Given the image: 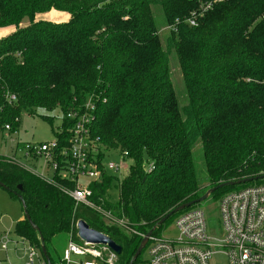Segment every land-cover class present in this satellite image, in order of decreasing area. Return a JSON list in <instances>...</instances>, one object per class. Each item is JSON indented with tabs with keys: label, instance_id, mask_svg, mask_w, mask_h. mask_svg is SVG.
<instances>
[{
	"label": "trees",
	"instance_id": "obj_1",
	"mask_svg": "<svg viewBox=\"0 0 264 264\" xmlns=\"http://www.w3.org/2000/svg\"><path fill=\"white\" fill-rule=\"evenodd\" d=\"M213 1L0 0V31L13 32L0 40V133L9 126L14 134L22 113L64 116L91 99V136L100 147L96 165L102 170L103 151L112 149L130 162L116 183L117 202L109 200L113 177L107 172L91 190L94 203L127 220L132 232L75 208L65 193L73 188L67 180H42L0 156V183L13 198V192L22 197L37 227L23 216L14 234L44 264L40 238L49 264H64L52 240L65 234L67 242L70 235L79 242L76 222L106 235L121 248L115 264H128L142 236L175 208L213 188L210 197L217 200L264 185L260 179L218 188L264 176V0H225L203 12ZM51 11L68 19L39 20ZM192 15L196 25L190 27ZM169 51L181 73L183 106L170 81ZM42 118L53 122L52 116ZM70 128L63 117L54 138ZM191 208L172 215L153 235ZM140 262L139 256L134 264Z\"/></svg>",
	"mask_w": 264,
	"mask_h": 264
},
{
	"label": "built area",
	"instance_id": "obj_2",
	"mask_svg": "<svg viewBox=\"0 0 264 264\" xmlns=\"http://www.w3.org/2000/svg\"><path fill=\"white\" fill-rule=\"evenodd\" d=\"M223 1L225 0H214L201 9L205 12L213 4ZM195 18L192 15L188 19L190 27L196 25ZM13 100L14 97H11L10 101ZM94 111L90 99L83 109L69 111L64 116L58 114L60 120L64 117L71 124V128L64 131L66 136L60 130L62 135L58 139L25 144L20 148L25 162H42L43 168L52 170L51 178L38 175L34 165L20 163L14 156L8 159L42 180H53V177L67 180L73 188L67 189L65 193L73 201L75 208L83 207L93 211L108 224L132 232L127 220L116 218L92 200L91 184L101 179L102 172L121 170L120 164H102V170L96 165L94 155L100 147L91 136ZM9 131V126H5L3 133L8 136ZM122 158L127 159V155L124 154ZM218 202L220 226L217 230L209 229L201 209L191 208L179 214L170 224L173 225L174 237L152 235L149 238L144 248L147 257L137 264H210L212 257L219 254L226 258V264H264V185H251L227 193ZM77 223L74 227L79 242H75L72 235L69 236L63 252L64 264H69L72 256L88 258L79 264H96V261L115 264L117 256L109 248L85 243L77 237ZM3 235L0 234V251L6 252L9 240L7 234ZM26 251L25 264H35V259L38 258L39 264H44L36 249L28 245Z\"/></svg>",
	"mask_w": 264,
	"mask_h": 264
},
{
	"label": "rangeland",
	"instance_id": "obj_3",
	"mask_svg": "<svg viewBox=\"0 0 264 264\" xmlns=\"http://www.w3.org/2000/svg\"><path fill=\"white\" fill-rule=\"evenodd\" d=\"M154 7L155 6H153L152 8ZM52 12L54 11L41 16L39 20L44 19L48 21L58 22L64 21L67 18V15L64 13L58 14V12H56V14H52ZM161 24L162 23L160 22L159 18L157 19L156 17V25L160 27ZM167 31L168 30L166 28H163L159 33L163 48L165 50L167 48L165 42V33H167ZM11 32L12 30L0 31V40H2L4 36ZM168 60L170 81L174 87L175 94L178 98L180 106H183L186 104V97L184 98L185 93L182 84L181 73L178 67V62L172 51L168 52ZM45 114L52 116L53 122H48L47 120L43 119L42 116ZM58 116V113L55 111L52 113H46L42 110H38L34 116L22 113L20 116V124L16 133L10 134L8 136H6V134L4 133H0V156L6 158L14 156L20 163H26L28 166L34 165L33 167H35V171H37L38 175H42L46 178H51L52 170H50L48 167L43 168L42 162H38L36 164L34 163V161L25 162L20 153V148L25 144H37L52 141L54 139L53 130L58 129L61 126V120ZM103 155V165H106L110 162L115 166H118L119 164L121 166V170L119 171L107 172L109 176L113 177V183L108 190L109 200L110 202L115 203L118 200V190L116 188V183L117 181H121L125 177L126 171L130 166V162L127 159L122 158L121 152L118 149L106 151L104 150ZM203 175L204 173L200 175V179L202 180V182L205 179V176ZM219 199L213 200L209 196L203 202L194 205L195 208L201 209L204 212L209 229L217 230V228L220 226L218 213ZM22 217L23 214L21 211V204L19 200L13 198L7 190L0 186V233H2V235L7 234V239L9 240L7 245V253L5 254L4 252H0V264H25L26 262L27 251L24 252V249L27 250L28 243H26L23 239L17 237L13 231L14 225L19 222ZM157 235L167 238L174 237L175 232L173 231V225L163 228ZM66 244L67 237L65 234H59L52 240V245L57 250V253H60L62 255L64 249L66 248ZM146 257V250H143L140 254V260L145 259ZM38 259H35V264H39ZM86 260H88V258L86 257L72 256L70 258L69 264H79ZM96 264L104 263L101 261H96ZM210 264H226V258L221 254L215 255L212 257Z\"/></svg>",
	"mask_w": 264,
	"mask_h": 264
},
{
	"label": "water",
	"instance_id": "obj_4",
	"mask_svg": "<svg viewBox=\"0 0 264 264\" xmlns=\"http://www.w3.org/2000/svg\"><path fill=\"white\" fill-rule=\"evenodd\" d=\"M260 179H264V176H259V177H255V178H248V179H243L240 181H235V182H229V183H224L218 186V188H222V187H234V186H240V185H244V184H248L251 182H254L256 180H260ZM0 186L2 188H4L5 190H7L8 192H10V190L4 186L2 183H0ZM217 188H213L208 190L201 198L183 204L177 208H175L174 210L170 211L168 214H166L161 220H159V222L155 225L154 228H152L141 240V243L139 245V247L137 248L133 258L131 259V261L128 264H134V262L136 261V259L140 256V254L142 253V251L144 250V248L146 247L149 238L153 235V232L160 227L161 225H163L172 215L181 212L191 206H194L200 202H203L204 200H206ZM18 190H21V187H18ZM13 194L16 195L17 199L19 200L21 207L23 209V216L24 219L29 223L30 227L34 230L37 231V227L31 222L26 210H25V206H24V202L22 200V197L16 193L13 192ZM77 237L85 242V243H93V244H98V245H103L106 246L107 248H109V250L114 253L117 257L121 254V248L119 246H117L112 240H110L107 236L90 229L83 221H79L77 223ZM41 241V249L40 252L44 258V261L46 264H49V260L48 257L46 256V252L44 249V245L42 242V238H40Z\"/></svg>",
	"mask_w": 264,
	"mask_h": 264
},
{
	"label": "crops",
	"instance_id": "obj_5",
	"mask_svg": "<svg viewBox=\"0 0 264 264\" xmlns=\"http://www.w3.org/2000/svg\"><path fill=\"white\" fill-rule=\"evenodd\" d=\"M55 12V11H54ZM60 12H58V14H59ZM68 18V17H67ZM67 18H66V20H67ZM21 211H22V209H21ZM21 220H22V218H21ZM0 234H2V233H0ZM18 237V236H17ZM20 238V237H19ZM21 239V238H20ZM28 245V244H27ZM65 250V249H64ZM26 251V249H24V252ZM1 253H2V251H0ZM5 254L7 253V250H6V252H4ZM24 255V254H23Z\"/></svg>",
	"mask_w": 264,
	"mask_h": 264
}]
</instances>
